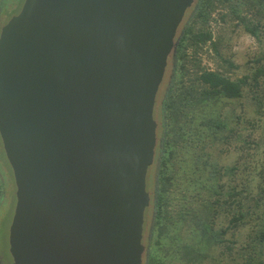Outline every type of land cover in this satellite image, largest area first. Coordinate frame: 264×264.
<instances>
[{
	"label": "water",
	"instance_id": "obj_1",
	"mask_svg": "<svg viewBox=\"0 0 264 264\" xmlns=\"http://www.w3.org/2000/svg\"><path fill=\"white\" fill-rule=\"evenodd\" d=\"M195 0H24L0 30L12 264H143L155 106Z\"/></svg>",
	"mask_w": 264,
	"mask_h": 264
},
{
	"label": "trees",
	"instance_id": "obj_2",
	"mask_svg": "<svg viewBox=\"0 0 264 264\" xmlns=\"http://www.w3.org/2000/svg\"><path fill=\"white\" fill-rule=\"evenodd\" d=\"M3 4L4 1L0 0V13ZM203 6L207 7L206 0H202L200 9ZM199 15L202 16L201 12ZM245 30L259 37L256 26L245 25ZM190 32V29L183 32L173 60H178L185 50L183 46ZM210 38L200 32L190 40L198 43ZM263 61L264 57L259 58L258 62ZM186 83L182 86L172 83L161 106L164 122L157 154L156 201L151 236L153 239L156 233V241L149 245L148 264L160 260L156 248L164 245L166 240L178 247V254H183L182 260L189 262L186 259L189 258L194 264H201L207 259L220 263L229 255L232 257L231 264H264L261 250L264 244V186L260 182L261 178L264 179V156L258 159V153L257 159L251 158L252 166L244 172L236 165L221 166L212 157L213 152L229 147L233 138L231 134L237 132L229 130L227 118L222 117V111L216 113L215 106L240 99L247 88L252 92L251 100L255 108L248 121L250 134L241 136V139L244 144H250L251 151L255 152L254 143V146H260L261 142L251 136L259 129L264 134V64L241 78H233L215 70H204L197 79ZM172 123L174 134L169 132ZM200 124L202 131L198 130ZM241 172L243 176L239 179ZM225 177H229L228 182L224 181ZM183 184H189L196 199L195 205L184 208L181 221L185 224L189 219L191 224L188 227L192 228V235L187 239L189 241L186 243L189 244L181 249L180 242L184 241L181 234L183 225L177 227L178 231L170 229L173 211L167 207L166 201L171 187H176L172 191L175 194ZM228 213L232 217L227 222ZM226 222L227 227H224ZM230 229H234V238L227 237Z\"/></svg>",
	"mask_w": 264,
	"mask_h": 264
},
{
	"label": "rangeland",
	"instance_id": "obj_3",
	"mask_svg": "<svg viewBox=\"0 0 264 264\" xmlns=\"http://www.w3.org/2000/svg\"><path fill=\"white\" fill-rule=\"evenodd\" d=\"M3 1V8L0 13V30L13 15L21 10L24 2V0ZM201 2L202 0H195L194 5L187 11L178 29L176 37L178 44L183 32L188 31V29L191 32L185 42V46H183L185 50L180 55V58L176 61L173 60V57L177 54V50L175 55L170 57L157 95L154 116L158 123V139L154 163L150 167L147 177L150 204L145 213L143 237L145 251L143 254V264H148L147 251L149 245L156 241V233H154L153 239H151V236L156 201L157 154L163 135L164 114L162 113V107L171 84L179 83L182 86L183 83L197 79L198 75L204 70H215L228 74L233 78H241L244 75L252 74L259 66L264 64V61L258 62L259 58L264 57V0H206L207 7L203 6L200 9ZM197 8L199 9V13L196 14ZM200 12L202 16L199 15ZM245 25L256 26L259 37L247 32ZM200 32H204L211 38L207 41L193 43L190 38ZM251 93L250 89L247 88L240 99L220 103L215 106L216 113L222 111V117L227 118L229 130H237V132L231 134L233 138L229 147L226 146V149L218 150L216 151L217 153L213 152V160L224 167L239 166L243 172L252 166L250 162L251 158L257 159L258 153L260 155L258 159L264 156V134L261 129L251 136V138L255 137V140L261 142L259 147L254 146L255 143L252 145L255 152L250 150V144H244L241 139V136L244 137L250 134L248 121L252 118V112L255 108L251 100ZM246 126L247 128L245 129ZM173 127L172 123L171 128L169 127L171 134H174ZM198 130L202 131V124L198 125ZM248 140L250 141L251 139L249 138ZM253 152L254 154L250 156ZM241 176H243L242 172L239 174V179ZM224 181L228 182L229 177H225ZM260 182L264 186L263 178L260 179ZM175 188L171 187L166 204L173 211L170 215V229L177 230L178 226L183 225L181 234L184 241L180 242V246L182 247L181 249H184V246L189 244L186 242L189 241L187 239L192 235V228L188 227L191 224V222H188L189 219L185 224H183L181 219L184 208L186 207L187 209L195 205L196 197L194 196V192L190 190L189 184H183L180 186V190H177V193L174 194L172 191ZM15 206L16 185L14 175L4 152L0 136V261H4L5 264H12L13 262L9 246V230ZM179 209H181L180 212H178ZM231 217V213H228L226 221L228 222ZM227 222L224 227H227ZM233 231L234 229H230L227 232L228 238H234ZM191 242L193 241L191 240ZM215 247L217 248V246ZM261 247L262 255L264 256L263 243ZM156 249L160 255V260L153 264H194L189 258H186L190 260L189 262L182 260V252L178 254V247L170 240H166L164 245ZM231 259L232 257L229 255L228 258L220 261V263L213 259H207L201 264H231Z\"/></svg>",
	"mask_w": 264,
	"mask_h": 264
},
{
	"label": "flooded vegetation",
	"instance_id": "obj_4",
	"mask_svg": "<svg viewBox=\"0 0 264 264\" xmlns=\"http://www.w3.org/2000/svg\"><path fill=\"white\" fill-rule=\"evenodd\" d=\"M0 264H5L4 261H0Z\"/></svg>",
	"mask_w": 264,
	"mask_h": 264
}]
</instances>
